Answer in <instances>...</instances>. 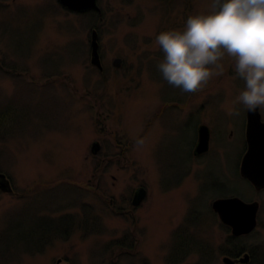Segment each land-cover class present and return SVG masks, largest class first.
<instances>
[{"label":"rangeland","instance_id":"1","mask_svg":"<svg viewBox=\"0 0 264 264\" xmlns=\"http://www.w3.org/2000/svg\"><path fill=\"white\" fill-rule=\"evenodd\" d=\"M168 2L99 0L102 16L65 17L52 0H0V56L30 55L35 74L22 83L8 65L0 79V171L14 187L0 191V264H224L228 233L211 203L232 195L260 202L256 230L238 243L264 264V191L239 174L245 83L227 56L199 92L163 79L156 37L212 11V0ZM94 27L103 74L90 63ZM202 123L211 145L195 156ZM140 186L148 195L134 208ZM185 235L191 251L172 262Z\"/></svg>","mask_w":264,"mask_h":264},{"label":"clouds","instance_id":"2","mask_svg":"<svg viewBox=\"0 0 264 264\" xmlns=\"http://www.w3.org/2000/svg\"><path fill=\"white\" fill-rule=\"evenodd\" d=\"M211 8L190 15L183 30L156 37L164 56L158 70L173 87L196 93L223 73L227 56L245 83L236 103L248 111L264 109V0H212Z\"/></svg>","mask_w":264,"mask_h":264},{"label":"water","instance_id":"3","mask_svg":"<svg viewBox=\"0 0 264 264\" xmlns=\"http://www.w3.org/2000/svg\"><path fill=\"white\" fill-rule=\"evenodd\" d=\"M59 2L77 12H84L90 9L100 10L97 0H59ZM92 57L91 63L101 70L103 69L100 54L98 34H92ZM122 59L114 60V65L120 67ZM211 132L210 128L203 124L198 131V142L195 147V155L206 153L210 149ZM247 150L240 165L241 177L247 179L257 191L264 190V121L260 109L256 111L247 110L246 128ZM101 150L99 141L91 145V152L98 154ZM0 189L4 192H12L13 188L10 179L5 173L0 172ZM147 196V189L139 187L132 198V205L139 206ZM213 210L219 215L221 221L231 228L233 236L240 237L252 233L258 225L259 201L247 202L238 196L221 197L212 202ZM224 264H249L251 254L244 252L233 257L225 255L222 259ZM56 264H63L62 259H58ZM68 264V263H66Z\"/></svg>","mask_w":264,"mask_h":264},{"label":"flooded vegetation","instance_id":"4","mask_svg":"<svg viewBox=\"0 0 264 264\" xmlns=\"http://www.w3.org/2000/svg\"><path fill=\"white\" fill-rule=\"evenodd\" d=\"M52 2H53V4H54V10L56 9V6L59 8V9H61L62 11H63V16H65V17H67L68 15H71V13H73L72 12V10H70L69 8H67L66 6H64V5H62V4H60L59 3V1L58 0H52ZM166 2H168V0H166ZM169 3V2H168ZM85 13H88V14H92V15H94V16H96V17H98V16H102V13H100V12H97V11H95V10H89V11H87V12H85ZM95 28V27H94ZM94 28L91 30V36H92V32H93V30H94ZM97 29V28H96ZM90 42H91V38H90ZM9 54V52H4V54ZM4 54H2L1 56H0V79H2L1 77L3 76V74L5 73V72H8L9 71V68H8V65L9 66H11L12 68H10V70H16V72L19 74V76H20V78H21V81H22V83H24V82H27V81H30V82H32V83H34L35 82V79H34V77H35V74L34 73H32V72H26V66H27V63H26V61H28L29 60V57H30V55H28V54H18L17 55V58H18V60H17V62H14V61H12V60H14V57L12 58V57H10L9 59H8V57L6 56V55H4ZM100 57H101V61H102V54H101V52H100ZM26 60V61H25ZM102 63H103V61H102ZM103 66H104V64H103ZM99 73H104L105 72V68H104V70H99L98 68H96L95 66H93ZM30 73L32 74V76L30 75ZM5 75V74H4ZM32 78H31V77ZM37 80V79H36ZM52 79L50 78L49 79V81H51ZM2 87H3V85H2ZM0 89L2 90V88H1V84H0ZM247 121V120H246ZM246 121H245V124H246ZM200 126V124L197 126V130H198V127ZM11 183H12V181H11ZM14 193V192H13Z\"/></svg>","mask_w":264,"mask_h":264},{"label":"trees","instance_id":"5","mask_svg":"<svg viewBox=\"0 0 264 264\" xmlns=\"http://www.w3.org/2000/svg\"><path fill=\"white\" fill-rule=\"evenodd\" d=\"M223 226H224L225 230L227 231L228 235H227L226 240L224 242V246L226 248L222 249V253L236 256V255L240 254L242 251L246 250V247H244L243 245L238 243L241 238L233 237L230 234L229 227H227L225 225H223ZM187 239H188V241H192V239H190V238H188L186 236L184 239L181 238L180 242L175 243V246H174V249H173V252H174L173 253V259H171L172 262H180V261L184 260L189 255L191 249L187 248V243H188ZM249 250H250V252L252 253V256H253V262L257 261L256 260L255 249L249 248ZM261 256L264 257V255H261Z\"/></svg>","mask_w":264,"mask_h":264}]
</instances>
